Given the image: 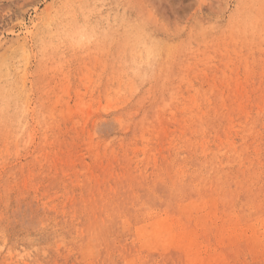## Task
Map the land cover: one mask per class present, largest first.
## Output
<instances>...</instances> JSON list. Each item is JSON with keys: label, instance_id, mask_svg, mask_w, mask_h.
Returning <instances> with one entry per match:
<instances>
[{"label": "rangeland", "instance_id": "rangeland-1", "mask_svg": "<svg viewBox=\"0 0 264 264\" xmlns=\"http://www.w3.org/2000/svg\"><path fill=\"white\" fill-rule=\"evenodd\" d=\"M263 64L264 0H0V264H264Z\"/></svg>", "mask_w": 264, "mask_h": 264}, {"label": "bare ground", "instance_id": "bare-ground-1", "mask_svg": "<svg viewBox=\"0 0 264 264\" xmlns=\"http://www.w3.org/2000/svg\"><path fill=\"white\" fill-rule=\"evenodd\" d=\"M148 51H149V50H148ZM148 51H147V52H148ZM139 53H140V52H139ZM141 53H142V52H141ZM142 54H144V53H142ZM146 55H147V54H146ZM139 56H140V55H139ZM143 56H144V55H143ZM148 56H149V53H148ZM262 58H263V57H262ZM138 60H139V59H138ZM143 60H145V58H144ZM260 60H261V58H260ZM262 61H263V60H262ZM260 62H261V61H260ZM262 63H263V62H262ZM141 64H144V63H141ZM145 64H146V62H145ZM147 64H149V61L147 62ZM263 65H264V64H263ZM137 66H138V65H137ZM143 66H144V65H143ZM143 66H142V67H143ZM150 66H151V65H150ZM151 67H152V66H151ZM149 68H150V67H149ZM144 69H145V68H144ZM262 69H263V68H262ZM140 70H141V69H140ZM262 71H263V70H262ZM262 83H263V82H262ZM240 85H241V84H240ZM259 86H260V85H259ZM245 87H246V86H245ZM236 88H237V87H236ZM253 88H254V86H253ZM258 88H259V87H258ZM223 89H224V88H223ZM238 89H239V87H238ZM259 89H260V88H259ZM256 90H257V89H255L254 91H256ZM261 90H262V89H261ZM262 92H263V91H262ZM227 93H228V92H227ZM263 93H264V92H263ZM231 95H232V94H231ZM263 95H264V94H263ZM263 95H262V96H263ZM225 96H227V95H225ZM237 96H238V95H237ZM233 97H234V96H233ZM256 97H257V96H256ZM161 98H162V97H161ZM162 99H163V98H162ZM162 99H161V100H162ZM210 99H211V98H210ZM214 99H215V98H214ZM216 99H217V97H216ZM223 99H225V98H223ZM223 99H222V100H223ZM234 99H235V98H234ZM240 99H241V98H240ZM251 99H252V98H251ZM255 99H256V98H255ZM260 99H261V98H260ZM165 100H166V99H165ZM204 100H205V98H204ZM257 100H258V97H257ZM162 101H163V100H162ZM223 101H224V100H223ZM225 101H226V100H225ZM231 101H232V100H231ZM242 101H244V100H242ZM242 101H241V102H242ZM258 101H259V100H258ZM168 102H169V101H168ZM168 102H164V103H166L165 105H168V104H167ZM210 103H211V102H210ZM216 103H217V102H216ZM222 103H223V102H222ZM161 104H162V103H161ZM170 104L172 105L173 103H170ZM211 104H213V103H211ZM239 104H241V103H239ZM239 104L237 103V105H239ZM256 104H259V103H256ZM256 104H255V105H256ZM157 105H158V104H157ZM163 105H164V104H163ZM199 105H200V104H199ZM223 105H224V103H223ZM246 105H247V104H246ZM255 105H254V106H255ZM161 106H162V105H161ZM239 106H240V105H239ZM242 106H243V105H242ZM251 106H253V105H250V108H251ZM154 107H155V106H154ZM170 107H171V106H170ZM176 107H177V106H176ZM200 107H201V106H200ZM204 107H205V106H204ZM215 107H216V106H215ZM232 107H233V106H232ZM260 107H261V106H260ZM159 108H161V107L159 106ZM193 108H194V107H193ZM213 108H214V107H213ZM237 108H238V106H237ZM239 108H240V107H239ZM155 109H158V107L155 108ZM166 109H167V108H165L164 110H166ZM186 109H187V107H186ZM225 109H226V108H225ZM234 109H235V108H234ZM234 109H233V111H234ZM240 109H241V108H240ZM247 109H248V108H246V110H247ZM151 110H152V109H151ZM189 110H191V109H189ZM193 110H194V109H193ZM216 110H217V109H216ZM223 110H224V108H223ZM155 111H156V110H155ZM159 111H160V110H159ZM206 111H207V110H206ZM209 111H210V110H209ZM241 111H243V110H241ZM241 111H240V112H241ZM244 111H245V110H244ZM244 111H243V112H244ZM248 111H249V110H248ZM263 111H264V110H263ZM171 112H172V111H171ZM194 112H196V111H194ZM198 112H199V111H198ZM229 112H231V111L229 110ZM234 112H236V111H234ZM237 112H238V111H237ZM243 112H242V113H243ZM250 112H251V111H250ZM152 113H153V112H152ZM156 113H158V112L156 111ZM232 113H233V112H232ZM252 113H254V112H252ZM258 113H259V111H258ZM161 114H162V113H161ZM218 114H219V113H218ZM228 114H229V113H228ZM234 114H237V113H234ZM234 114H233V115H234ZM151 115H152V114H151ZM154 115H155V113H154ZM154 115H153V117H155ZM240 115H241V113H240ZM240 115H239V116H240ZM244 115H245V114H244ZM247 115H248V113H247ZM157 116H158V114H157ZM160 116H161V115H160ZM175 116H176V115H175ZM228 116H229V115H228ZM231 116H232V115H231ZM254 116H256V115H254ZM254 116H253V117H254ZM150 117H151V116H150ZM153 117H152V118H153ZM171 117H173V116H171ZM185 117H186V116H185ZM197 117H198V116H197ZM200 117H201V115H200ZM219 117H220V116H218V119H220ZM251 117H252V116H251ZM145 118H147V117H145ZM145 118H144L143 120H145ZM148 118H149V117H148ZM186 118H187V117H186ZM221 118H222V117H221ZM237 118H238V117H237ZM154 119H155V118H154ZM174 119H175V118H174ZM187 119H188V118H187ZM199 119H200V118H199ZM209 119H211V118H209ZM231 119H232V117H231ZM233 119H235V118H233ZM245 119H246V118H245ZM261 119H263V118H261ZM141 120H142V119H141ZM176 120H177V119H176ZM228 120H230V118H229ZM148 121H150V120H148ZM177 121H178V123H180L179 120H177ZM214 121H215V120H214ZM138 122H139V121H138ZM174 122H175V121H174ZM229 122H230V124H231V121H229ZM229 122H227V126L229 125ZM250 122H251V120L249 121V123H250ZM256 122H258V121H256ZM141 123H142V122H141ZM145 123H146V122H145ZM183 123H184V121H183ZM188 123H190V122H188ZM143 124H144V123H143ZM146 124H148V123H146ZM203 124H204V123H203ZM250 124H251V123H250ZM250 124H249V126H250ZM255 124H256V123H255ZM140 125H141V124H140ZM148 125H149V124H148ZM179 125H181V124H179ZM199 125H200V123H199ZM231 125H232V124H231ZM235 125H236V124H235ZM256 125H257V124H256ZM157 126H158V125H157ZM186 126H187V125H186ZM188 126H190V125H188ZM195 126L198 127V130H199V126H198V125H195ZM200 126H201V125H200ZM219 126L221 127V125H219ZM233 126H234V125H233ZM247 126H248V125H247ZM139 127H140V126H139ZM139 127H136V128L139 129ZM141 127H142V126H141ZM141 127H140V128H141ZM150 127H151V126H150ZM174 127L176 128V127H177V124H176ZM201 127H202V126H201ZM131 128H133V127H131ZM134 128H135V127H134ZM144 128H146V127H143L142 129H144ZM156 128H157V127H156ZM161 128H163V127H161ZM251 128H253V126H252ZM138 129H137V130H138ZM153 129H154V128H153ZM163 129H164V128H163ZM165 129H167V128H165ZM172 129H173V128H172ZM183 129H184V128H183ZM195 129H196V128H195ZM223 129H224V127H223ZM139 130H140V129H139ZM148 130H149V129H148ZM151 130H152V127H151ZM151 130H150V131H151ZM159 130H160V129H159ZM159 130H158V131H159ZM203 130H204V128H203ZM217 130H218V129H217ZM235 130H236V129H235ZM140 131H143V132H144L145 130H140ZM155 131H156V129H155ZM181 131H182V130H181ZM194 131H197V130H194ZM237 131H238V130H237ZM240 131H241V130H240ZM134 132H135V131H134ZM153 132H154V131H153ZM174 132H175V130H174ZM186 132L188 133L187 130H186ZM259 132H260V131H259ZM163 133H164V131H163ZM165 133H166V131H165ZM195 133H196V132H195ZM215 133H216V132H215ZM224 133H225V132H224ZM157 134H158V133H157ZM178 134H179V133H178ZM199 134H200V133H199ZM220 134H221V133H220ZM222 134H223V133H222ZM235 134H236V133H235ZM174 135H175V134H174ZM174 135H173V136H174ZM191 135H193V134H191ZM214 135H215V134H214ZM245 135H246V134H245ZM253 135H254V134H253ZM253 135H252V137H253ZM163 136H164V135H163ZM215 136H216V135H215ZM215 136H214V137H215ZM218 136H219V135H218ZM255 136H256V135H255ZM261 136H262V135H261ZM157 137H158V136H157ZM159 137H160V140H162V139H161L162 136L160 135ZM180 137H181V136H180ZM188 137H189V136H188ZM250 137H251V136H250ZM163 138H164V137H163ZM260 138H261V137H260ZM149 139H150V138H149ZM176 139H177V138H176ZM187 139H188V138H187ZM228 139H229V138H228ZM237 139H238V138H237ZM261 139H262V138H261ZM167 140H168V139H167ZM177 140H178V139H177ZM204 140H205V139H204ZM208 140H209V139H208ZM198 141H199V140H198ZM202 141H203V140H202ZM245 141H246V140H245ZM158 142H159V139H158ZM158 142H157V143H158ZM160 142H162V141H160ZM163 142H164V141H163ZM175 142H176V141H175ZM206 142H207V141H206ZM234 142H235V141H234ZM149 143H150V142H149ZM165 143H166V142H165ZM183 143H184V142H183ZM217 143H218V141L216 142V144H217ZM239 143H240V142H239ZM152 144H155V143L153 142ZM158 144H159V143H158ZM175 144H176V143H175ZM188 144H189V142H188L186 145L188 146ZM218 144H219V143H218ZM173 145H174V144H173ZM180 145H181V144H180ZM210 145H211V144H210ZM240 145H241V144H240ZM256 145H257V144H256ZM159 146H161V145H159ZM206 146H207V145H206ZM223 146H224V145H223ZM237 146H238V145H237ZM145 147H146V146H145ZM156 147H157V145H156ZM214 147H215V146H214ZM240 147H242V146H240ZM152 148H153V147H152ZM162 148H163V145H162ZM164 148H165V146H164ZM178 148H179V146H178ZM185 148H186V150H187V147H186V146H185ZM205 148H206V147H205ZM155 149H156V148H155ZM188 149H189V148H188ZM190 149H191V148H190ZM220 149H221V148H220ZM220 149H219V150H220ZM172 150H173V149H172ZM178 150H179V149H178ZM196 150H197V149H196ZM225 150H226V149H225ZM134 151H135V150H134ZM161 151H162V152H165V151H163V150H161ZM189 151H190V150H189ZM189 151H188V152H189ZM244 151H245V150H244ZM247 151H248V150H247ZM132 152H133V151H132ZM137 152H138V150H137ZM137 152H136V153H137ZM147 152H149V151H147ZM172 152H173V151H172ZM179 152H180V150H179ZM182 152H183V151H182ZM185 152H186V151H185ZM194 152H195V151H194ZM213 152H214V151H213ZM248 152H249V151H248ZM252 152H253V151H252ZM138 153H139V152H138ZM140 153H141V152H140ZM190 153H191V152H190ZM250 153H251V152H250ZM260 153H261V152H260ZM124 154H125V153H124ZM142 154H143V153H142ZM147 154H148V153H147ZM186 154H187V153H186ZM209 154H210V153H209ZM245 154H246V153H245ZM125 155H126V154H125ZM134 155H135V153H134ZM144 155H145V154H144ZM187 155H188V154H187ZM191 155H192V153H191ZM108 156H109V154H108ZM207 156H208V155H207ZM211 156H213V155H211ZM218 156H219V155H218ZM231 156H232V155H231ZM90 157H91V156H90ZM98 157H99V156H98ZM106 157H107V156H106ZM110 157H111V156H110ZM113 157L115 158V156H113ZM145 157H146V156H145ZM145 157H144V158H145ZM187 157H188V156H187ZM245 157H246V156H245ZM262 157H263V156H262ZM121 158H122V157H121ZM121 158H120V159H121ZM167 158H168V157H167ZM204 158H205V157H204ZM209 158H210V156H209ZM211 158H212V157H211ZM243 158H244V157H243ZM108 159H109V158H108ZM108 159H107V161H109ZM118 159H119V157L117 158V160H118ZM222 159H224V158H222ZM231 159H232V158H231ZM244 159H246V158H244ZM251 159H252V158H251ZM260 159H261V158H260ZM113 160H114V159H113ZM122 160H123V159H122ZM135 160H136V159H135ZM140 160H141V159H140ZM164 160H165V159H164ZM164 160H163V162H164ZM208 160H209V159H208ZM228 160H229V159H228ZM191 161H193V159H191ZM194 161H195V159H194ZM202 161H203V160H202ZM210 161H211V160H210ZM244 161H245V160H244ZM116 162H117V161H116ZM133 162H134V160H133ZM245 162H246V161H245ZM245 162H244V163H245ZM107 163H108V162H107ZM120 163H121V161H120ZM160 163H162V162H160ZM164 163H165V162H164ZM196 163H197V162H196ZM209 163H210V162H209ZM124 164H127V163H124ZM130 164H131V163H130ZM186 164H187V162H186ZM235 164H236V163H235ZM235 164H234V165H235ZM253 164H254V163H253ZM261 164H262V163H261ZM104 165H105V164H104ZM104 165H103V166H104ZM110 165H111V164H110ZM114 165H115V164H114ZM119 165H120V164H119ZM236 165H237V164H236ZM105 166H106V165H105ZM125 166H126V165H125ZM213 166H214V165H213ZM231 166H233V165L231 164ZM252 166H253V165H252ZM107 167H109V166H107ZM130 167H131V165L129 166V168H130ZM138 167H139V165H138ZM168 167H169V166H168ZM259 167H260V166H259ZM102 168H103V167H102ZM104 168H105V167H104ZM114 168H115V167H114ZM123 168H124V167H123ZM131 168H132V167H131ZM131 168H130V169H131ZM144 168H145V167H144ZM148 168H149V167H148ZM148 168H147V169H148ZM212 168H213V167H211V169H212ZM214 168H215V167H214ZM220 168H221V167H220ZM232 168H233V167H232ZM115 169H116V168H115ZM119 169H120V167H119ZM141 169H142V168H141ZM221 169H222V168H221ZM221 169H220V172H223V171H221ZM246 169H247V168H246ZM106 170H107V169H106ZM131 170H132V169H131ZM166 170H168V169H166ZM169 170H170V169H169ZM184 170H185V169H184ZM207 170H208V168H207ZM216 170H217V169H216ZM103 171H104V170H103ZM103 171H102V174H103ZM110 171H111V170H110ZM134 171H135V170H134ZM238 171H239V170H238ZM250 171H251V170H250ZM253 171H254V170H253ZM97 172H99V171H97ZM100 172H101V171H100ZM126 172H127V170H126ZM128 172H130V171H128ZM136 172H137V171H136ZM210 172H211V171H210ZM213 172H215V171H213ZM228 172H229V171H228ZM228 172H227V173H228ZM245 172H246V171H245ZM245 172H244V173H245ZM113 173H114V172H113ZM122 173H123V172H122ZM131 173H132V172H131ZM142 173H143V172H142ZM142 173H141V174H142ZM159 173H160V172H159ZM169 173H170V172H169ZM207 173H208V172H207ZM207 173H206V174H207ZM238 173H239V172H238ZM238 173H237V175H238ZM240 173H241V172H240ZM242 173H243V172H242ZM253 173H254V172H253ZM99 174H100V173H99ZM99 174H98V175H99ZM102 174H101V175H102ZM107 174H109V172H108ZM107 174H106V177H107ZM153 174H155V173H153ZM183 174H184V173H183ZM249 174H250V173H249ZM101 175H100V177H101ZM135 175H136V174H135ZM222 175H223V174H222ZM228 175H231V176H232V174H228ZM240 175H241V174H240ZM260 175H261V174H260ZM121 176H122V175H120V177H121ZM131 176H132V175H131ZM148 176H149V175H148ZM161 176H164V174H162ZM190 176H191V174H190ZM213 176H215V175H213ZM226 176H227V175H226ZM231 176H230V177H231ZM244 176H245V178H244L243 180L246 179V176H247V175H244V174H243L242 176H240V177H244ZM262 176H263V175H262ZM97 177H98V176H97ZM104 177H105V176H104ZM128 177H129V175H128ZM132 177H133V176H132ZM138 177H139V176H138ZM169 177H171L170 174H169ZM178 177H179V176H178ZM187 177H188V176H187ZM191 177H192V176H191ZM204 177H205V176H204ZM227 177H228V176H227ZM237 177H238V176H237ZM252 177H253V176H252ZM260 177H261V176H260ZM129 178H130V177H129ZM136 178H137V177H136ZM136 178H135V179H136ZM164 178H165V176H164ZM209 178H210V177H209ZM220 178H221V177H220ZM228 178H229V177H228ZM76 179H77V178H76ZM118 179H119V177H118ZM121 179H122V177H121ZM123 179H124V177H123ZM123 179H122V180H123ZM139 179H140V178H139ZM167 179H168V178H167ZM170 179H172V178H170ZM193 179H194V177H193ZM193 179H192V181H193ZM249 179H250V178H249ZM251 179H252V178H251ZM91 180H92V179H91ZM94 180H95V175H94ZM115 180H116V179H115ZM115 180L113 181V183H116V185L118 186V184H117V182H115ZM130 180H131V179H130ZM136 180H137V179H136ZM182 180H183V179H182ZM202 180H204L203 177H202ZM212 180H213V179H212ZM222 180H223V178H222ZM84 181H85V179H84ZM98 181H99V178H98ZM102 181H103V179H102ZM105 181H106V180H105ZM107 181H108V180H107ZM118 181H119V180H118ZM126 181H127V180H126ZM137 181H138V180H137ZM150 181H151V180H150ZM153 181L155 182V181H157V179H156V180H153ZM171 181H172V180H171ZM207 181H208V180H207ZM223 181H224V180H223ZM82 182H83V181H82ZM86 182H87V181H86ZM96 182H97V181H96ZM99 182H100V181H99ZM119 182H120V181H119ZM124 182H125V179H124ZM131 182H132V181H131ZM157 182H158V181H157ZM172 182H173V181H172ZM182 182H184V181H182ZM199 182H200V181H199ZM210 182H211V180H210ZM239 182H240V181H239ZM261 182H262V181H261ZM100 183H101V182H100ZM133 183H134V182H133ZM142 183H143V182H142ZM150 183H151V182H150ZM167 183H168V182H167ZM176 183H177V182H176ZM176 183H175V184H176ZM192 183H193V182H192ZM200 183H201V182H200ZM103 184H104V183H102V185H103ZM123 184H124V183H123ZM140 184H141V182H140ZM140 184H139V185H140ZM148 184H149V183H148ZM170 184H171V183H170ZM172 184H173V183H172ZM178 184H179V183H178ZM198 184H199V183H198ZM205 184H206V183H205ZM212 184H214V183H212ZM217 184H218V183H217ZM239 184H240V183H239ZM255 184H256V183H255ZM83 185H84V184H83ZM99 185H101V184H99ZM128 185H129V184H128ZM128 185H127V186H128ZM130 185H133V184L130 183ZM130 185H129V186H130ZM135 185H136V183H135ZM143 185H146V184H143ZM149 185H151V184H149ZM207 185H208V182H207ZM218 185L220 186L221 184H218ZM218 185L215 184V186H218ZM222 185H223V184H222ZM224 185H225V184H224ZM224 185H223V186H224ZM230 185H231V184H230ZM241 185H242V184H241ZM256 185H257V184H256ZM117 186H116V187H117ZM120 186H121V185H120ZM120 186H119V187H120ZM152 186H153V185H152ZM156 186H158V185L156 184ZM169 186H171V185H168V187H169ZM174 186H175V185H174ZM174 186H173V187H174ZM179 186H181V185L179 184ZM179 186H178V188H179ZM183 186H184V184H183ZM225 186H226V185H225ZM233 186H235V185H233ZM242 186H243V185H242ZM86 187H87V186H86ZM92 187H94V186H91L90 189H93ZM97 187H98V186H97ZM100 187H101V186H100ZM131 187H132V186H131ZM133 187H134V185H133ZM136 187H138V186L136 185ZM140 187H141V185H140ZM140 187H139V189H140ZM144 187H145V186H144ZM144 187H143V188H144ZM147 187H148V186H147ZM165 187H166V186H165ZM173 187H172V189H173ZM197 187H198V186H197ZM98 188H99V187H98ZM101 188H102V187H101ZM105 188H108L107 184H106V187H105ZM114 188H115V187H114ZM117 188H118V187H117ZM120 188H122V186H121ZM125 188H126V187H125ZM158 188L160 189V187H158ZM166 188H167V187H166ZM169 188H170V187H169ZM169 188H167V189H169ZM178 188L176 187V190H177ZM181 188H182V187H181ZM199 188H200V185H199ZM199 188H198V189H199ZM217 188H218V187H217ZM236 188H237V187H236ZM102 189H103V188H102ZM102 189H100V190H102ZM127 189H128V188H127ZM127 189H126V191L129 190V189H128V190H127ZM135 189H136V188H135ZM137 189H138V188H137ZM144 189H145V188H144ZM146 189H147V188H146ZM146 189H145V190H146ZM151 189H152V188H151ZM167 189H166V190H167ZM200 189H201V188H200ZM211 189H212V188H211ZM215 189H216V188H215ZM218 189H219V188H218ZM218 189H217V190H218ZM251 189H252V188H251ZM94 190H95V189H94ZM94 190H93V192H94ZM141 190H143V189H141ZM163 190H165V189H163ZM174 190H175V189H174ZM176 190H175V191H176ZM191 190H192V189H191ZM247 190H248V189H247ZM91 191H92V190H90V192H91ZM118 191H119V190H118ZM126 191H125V192H126ZM147 191H149V190H146V191H145V194H146ZM154 191H155V188H154ZM160 191H162V190H160ZM168 191H169V190H168ZM180 191H181V189H180ZM182 191H183V190H182ZM207 191H208V190H207ZM243 191H245V190H243ZM84 192H85V191H84ZM103 192H105V190H104ZM129 192H130V191H129ZM129 192H128V193H129ZM142 192H144V191H142ZM158 192H159V191H158ZM183 192H184V191H183ZM183 192H180V193L183 194ZM189 192H190V191H189ZM191 192H192V191H191ZM199 192H200V191H199ZM201 192H202V191H201ZM240 192H241V191H240ZM240 192H239V194H241ZM254 192H255V191H254ZM88 193H89V192H88ZM97 193H98V192H97ZM99 193H100V192H99ZM105 193H106V192H105ZM110 193H111V191H110ZM161 193H162V192H161ZM170 193H171V192H170ZM174 193H175V192H174ZM174 193H172V194H174ZM177 193H178V192H177ZM180 193H179V194H180ZM207 193H208V192H207ZM243 193H244V192H243ZM247 193H248V192H247ZM94 194H96V193H93V195H94ZM106 194H107V193H106ZM121 194L123 195L124 192L121 193ZM121 194H120V197H121ZM130 194H131V193H129V196H130ZM140 194H141V193H140ZM140 194H139V195H140ZM147 194H148V193H147ZM147 194H146V195H147ZM154 194H156V193H154ZM193 194H194V192H193ZM204 194H205V193H204ZM237 194H238V193H237ZM251 194H252V193H251ZM113 195H115V194H113ZM117 195H118V194H117ZM125 195H126V194H125ZM146 195H145V196H146ZM152 195H153V194H152ZM166 195H168V194H166ZM174 195L176 196V193H175ZM177 195H178V194H177ZM195 195H196V194H195ZM207 195H208V194H207ZM225 195H226V194H225ZM254 195H255V194H254ZM79 196H80V195H79ZM81 196H82V195H81ZM88 196H89V195H88ZM110 196H111V195H110ZM141 196H142V194H141ZM149 196H150V195H148V197H149ZM175 196H174V197H175ZM181 196H182V195H181ZM188 196H189V195H188ZM209 196L211 197V195H209ZM209 196H208V197H209ZM214 196H215V194H214ZM231 196H232V195H231ZM239 196H240V195H239ZM244 196H246V195H244ZM247 196H248V195H247ZM252 196H253V194H252ZM85 197H87V196H85ZM90 197H91V196H90ZM94 197H95V196H94ZM103 197H105V195H104ZM115 197H116V196H115ZM124 197H126V196H123V198H124ZM127 197H128V195H127ZM143 197H144V196H143ZM150 197H152V196H150ZM150 197H149V199H151ZM172 197H173V195H172ZM193 197H194V195H193ZM212 197H213V196H212ZM226 197H227V196H226ZM83 198H84V197H83ZM131 198H132V196H131ZM144 198H145V197H144ZM252 198H253V197H252ZM94 199H95V198H94ZM98 199H99V198H98ZM101 199H102V197H101ZM104 199H105V198H104ZM104 199H102V200H104ZM159 199H160V198H159ZM161 199H162V198H161ZM170 199H171V198H170ZM173 199H174V198H173ZM188 199H189V198H188ZM220 199H221V196H220ZM241 199H242V198H241ZM248 199H249V197H248ZM253 199H254V198H253ZM256 199H257V197H256ZM84 200H85V199H84ZM84 200H83V201H84ZM91 200H92V202H93V199H91ZM119 200H120V202L123 201V199H119ZM130 200H132V199H130ZM147 200H148V198H147ZM147 200H146V201H147ZM194 200H195V199H194ZM200 200H201V199H200ZM200 200H199V201H200ZM202 200H203L204 202L206 201V199L204 200V198H203ZM243 200H244V199H243ZM249 200H250V199H249ZM76 201H77V199H76ZM76 201H75V202H76ZM80 201H81V199H80ZM88 201H89V200H88ZM95 201H96V200H95ZM128 201H129V198H128ZM133 201H135V200H133ZM133 201H132V202H133ZM146 201H145V202H146ZM151 201H152V200H151ZM164 201H165V200H164ZM186 201H188V200H186ZM235 201H236V199H235ZM239 201H240V200H239ZM250 201H251V200H250ZM252 201H253V200H252ZM254 201H255V200H254ZM254 201H253V202H254ZM261 201H262V200H261ZM86 202H87V201H85V203H86ZM111 202H113L112 199H110V202H109V203H111ZM130 202H131V201H130ZM130 202H129V204H130ZM143 202H144V201H143ZM145 202H144V204H145ZM147 202H148V201H147ZM160 202H161V201H160ZM166 202H167V201H166ZM171 202H172V201H170V203H171ZM197 202H198V201H197ZM197 202L195 201V203H194V204H195V205H194V208L197 207V205H196ZM236 202H238V201H236ZM240 202H241V201H240ZM81 203H82V201H81ZM89 203H90V202H89ZM104 203H105V202H104ZM107 203H108V201H107ZM107 203H105V204H107ZM161 203H163V202H161ZM161 203L158 202L159 205H161ZM177 203H178V202H177ZM198 203H199V202H198ZM205 203H206V202H205ZM242 203H244V202H242ZM248 203H249V202H248ZM250 203H252V202H250ZM65 204H66V203H65ZM77 204H78V203H77ZM77 204H76V206H77ZM93 204H94V203H93ZM100 204H101V203H100ZM102 204H103V203H102ZM105 204H104V205H105ZM116 204H117V203H116ZM116 204H115V206H117ZM124 204H126V203H124ZM134 204H135V203H134ZM140 204H141V203H140ZM142 204H143V203H142ZM144 204H143V206H144ZM147 204H149V203H147ZM150 204H151V203H150ZM166 204H167V203H166ZM181 204H182V203H181ZM181 204H180V205H181ZM240 204H241V203H240ZM47 205H48V204H47ZM72 205H73V204H72ZM97 205H98V204H97ZM108 205H109V204H108ZM111 205L113 206V204H111ZM118 205H119V204H118ZM126 205H127V204H126ZM130 205H131V204H130ZM162 205H163V204H162ZM167 205H169V204H167ZM203 205H204V204H203ZM203 205H201V206H203ZM244 205L246 206V205H248V204H244ZM251 205H252V204H251ZM261 205H263V204H261ZM78 206H79V205H78ZM86 206H87V205H86ZM89 206H90V205H89ZM92 206H93V205H92ZM101 206H102V205H101ZM105 206H106L107 208H110V207H108L107 205H105ZM105 206H104V208H105ZM109 206H110V205H109ZM192 206H193V205H192ZM235 206H236V205H235ZM51 207H53V206H51ZM79 207H80V206H79ZM82 207H83V206H82ZM82 207H80V208H82ZM119 207H121V206H119ZM119 207H118V208H119ZM123 207H124V205H123ZM136 207L138 208V205L135 206V208H136ZM146 207H147V205H146ZM159 207H161V206H159ZM159 207H158V208H159ZM168 207H169V206H168ZM168 207H167V208H168ZM249 207H250V206H249ZM80 208H78V209L80 210ZM89 208H91V207H89ZM95 208H97V207L95 206ZM101 208H102V207H101ZM112 208H113V207H112ZM114 208H115V207H114ZM133 208H134V207H133ZM150 208H151V207H150ZM170 208H171V207H170ZM191 208H192V207H191ZM200 208H201V207H200ZM202 208H203V207H202ZM218 208H220V207H218ZM237 208H238V207H237ZM255 208H257V207H255ZM110 209H111V208H110ZM123 209H124V208H123ZM151 209H152V208H151ZM151 209H150V210H151ZM153 209H154V208H153ZM159 209H160V208H159ZM189 209H190V208H189ZM249 209H250V208H249ZM262 209H263V207H262ZM79 210H78V211H79ZM82 210H83V208H82ZM84 210H86V208H84ZM91 210L93 211V209H91ZM91 210H90V211H91ZM113 210H115V209H113ZM117 210H118V209H117ZM144 210H145V209H144ZM157 210H158V209H157ZM161 210H162V209H161ZM161 210H160V211H161ZM177 210H178V209H177ZM194 210H195V209H194ZM224 210H225V209H224ZM224 210H223V211H224ZM253 210H254V209H253ZM76 211H77V210H76ZM92 211H91V212H92ZM96 211H97V209H96ZM107 211H108V210H107ZM111 211H112V210H110V212H111ZM115 211H116V210H115ZM118 211H119V210H118ZM197 211H198V210H197ZM202 211H203V209H202ZM249 211H250V210H249ZM258 211H259V209H258ZM69 212H70V211H69ZM79 212H80V211H79ZM83 212H85V211H83ZM88 212H89V211H88ZM91 212H90V213H91ZM100 212H101V209H100ZM104 212H105V211H104ZM112 212H114V211H112ZM116 212H117V211H116ZM122 212H123V211H122ZM122 212H121V213H122ZM124 212H125V210H124ZM139 212H141V211H139ZM151 212H152V211H151ZM193 212H194V211H193ZM233 212H234V211H233ZM64 213H65V212H64ZM92 213H93V212H92ZM94 213H95V212H94ZM105 213H106V212H105ZM108 213H109V212H108ZM117 213H119V212H117ZM134 213H135V212H134ZM137 213H138V212H137ZM153 213H154V212H153ZM156 213H157V212H156ZM161 213H162V212H161ZM187 213H188V212H187ZM189 213H190V212H189ZM189 213H188V214H189ZM191 213H192V212H191ZM204 213H205V212H204ZM216 213H217V212H216ZM245 213H247V211H246ZM249 213H250V212H249ZM253 213H254V212H253ZM257 213H258V212H257ZM47 214H48V213H47ZM82 214H83V213H82ZM85 214H87V213H85ZM85 214H84V215H85ZM113 214H115V213H113ZM129 214H130V213H129ZM141 214H142V213H140V215H141ZM179 214H180V213H179ZM188 214H187V215H188ZM205 214H206V213H205ZM218 214H219V213H218ZM218 214H217V215H218ZM234 214H235V212H234ZM241 214H242V213H241ZM255 214H256V212H255ZM76 215H77V214H76ZM104 215H105V214H104ZM108 215L110 216V214H108ZM115 215H116V214H115ZM119 215H120V214H119ZM130 215H131V214H130ZM138 215H139V213H138ZM145 215H146V214H145ZM170 215H171V214H170ZM183 215H184V214H183ZM189 215H190V214H189ZM192 215H193V214H192ZM224 215H225V214H222V216H224ZM235 215H236V214H235ZM243 215H245V214H243ZM243 215H242V216H243ZM102 216H103V215H102ZM105 216H106V215H105ZM117 216H118V214H117ZM133 216H134V214H133ZM154 216H155V215H154ZM180 216H181V215H180ZM230 216H231V212H230ZM236 216H239V214L236 215ZM240 216H241V215H240ZM240 216H239V217H240ZM252 216H253V214H252ZM36 217H37V215H36ZM36 217H35V218H36ZM67 217H68V216H67ZM118 217H119V216H118ZM140 217H141V216H140ZM208 217H209V216H208ZM255 217H256V216H255ZM86 218H87V217H86ZM109 218H110V217H109ZM123 218H124V217H123ZM152 218H153V217H152ZM189 218H190V217H189ZM233 218H234V217H233ZM248 218H249V217H248ZM39 219H40V218H39ZM84 219H85V217H84ZM87 219H88V218H87ZM91 219H92V218H91ZM91 219H90V222H91ZM125 219H126V217H125ZM135 219H136V218H135ZM183 219H185V218L183 217ZM239 219H240V218H239ZM244 219H245V218H244ZM250 219H251V218H250ZM250 219H249V220H250ZM253 219H254V218H253ZM37 220H38V219H37ZM46 220H47V219H46ZM129 220H130V218H129ZM141 220H142V219H141ZM144 220H145V218H144ZM146 220H147V219H146ZM195 220H196V219H195ZM216 220H217V219H216ZM230 220H231V219H230ZM235 220H236V219H235ZM242 220H243V219H242ZM49 221H50V220H49ZM88 221H89V220H88ZM123 221H124V219H123ZM123 221L121 220V222H123ZM139 221H140V220H139ZM185 221H186V220H185ZM206 221H207V220H206ZM208 221H209V220H208ZM219 221H220V220H219ZM225 221H226V219H225ZM225 221H224V222H225ZM245 221H248V220H245ZM254 221H255V220H254ZM261 221H262V220H261ZM261 221H260V222H261ZM44 222H45V221H44ZM82 222H83V220H82ZM142 222H143V221H142ZM209 222H210V221H209ZM232 222H233V221H232ZM240 222H241V221H240ZM243 222H244V220H243ZM263 222H264V221H263ZM263 222H262L261 224H263ZM40 223H41V222H40ZM42 223H43V222H42ZM86 223H87V222H86ZM86 223H85L84 225H86ZM103 223H104V222H103ZM106 223H107V222H106ZM126 223H127V222H126ZM126 223H125V225H126ZM130 223H131V222H130ZM252 223H253V222H252ZM255 223H256V222H255ZM258 223H259V222H258ZM74 224H75V223H74ZM82 224H83V223H82ZM96 224H97V223H95V225H96ZM128 224H129V222H128ZM131 224H132V223H131ZM206 224H207V223H206ZM216 224H217V223H216ZM218 224H219V223H218ZM221 224H222V223H221ZM56 225H57V224H56ZM78 225H79V224H78ZM89 225H90V224H89ZM129 225H130V224H129ZM132 225H133V224H132ZM219 225H220V224H219ZM255 225H256V224H255ZM258 225H259V224H258ZM36 226H37V225H36ZM72 226H73V225H72ZM93 226H94V225H93ZM178 226H179V225H178ZM183 226H184V225H183ZM185 226H186V225H185ZM188 226H189V225H188ZM220 226H222V225H220ZM239 226H240V225H239ZM242 226H243V225H242ZM242 226H241V227H242ZM252 226H254V224L251 225V229H253ZM98 227H99V226H98ZM190 227H191V226H190ZM208 227H209V226H208ZM208 227H207V228H208ZM230 227H231V226H230ZM257 227H258V226H257ZM35 228H36V227H35ZM35 228H34V229H35ZM37 228H38V227H37ZM173 228H174L173 224H170V225H169V224H168V225H167V224H158V225H156L155 227H153V229H152L150 232H146V231L143 232V233H142V236H143V238H144V240H145V242H146L147 244H148V242H150V243L155 242V241H153V240L158 239L159 237H161V235H164V234L167 235V238H168V239H175V237L177 238V237L179 236V234H180L181 231H179V232H176L175 230L171 231ZM188 228H189V227H188ZM202 228H203V227H202ZM225 228H226V227H225ZM225 228H224V229H225ZM235 228H236V227H235ZM235 228H233V229H235ZM254 228L256 229L255 226H254ZM82 229H84V228H82ZM85 229H86V228H85ZM113 229H114V228H113ZM170 229H171V230H170ZM176 229H177V228H176ZM205 229H206V228H205ZM40 230H41V228H40ZM56 230H57V229H56ZM90 230H91V229H90ZM95 230H98V229H95ZM95 230H93L92 232L95 233V232H94ZM169 230H170V231H169ZM202 230H203V229H201L200 231H202ZM219 230H220V229H219ZM132 231H133V230H132ZM165 231H166V232H165ZM205 231H206V230H205ZM214 231H215V230H214ZM224 231H225V230H224ZM239 231H241V229H240ZM239 231H238V232H239ZM252 231H253V230H252ZM262 231L264 232V230H262ZM51 232H53V231H51ZM60 232H61V231H60ZM63 232H64V231H63ZM49 233H50V232H49ZM49 233H48V234H49ZM90 233H91V232H90ZM178 233H179V234H178ZM203 233H205V232H203ZM235 233H236V232H235ZM248 233H249V232H248ZM66 234H67V233H66ZM85 234H86V233H85ZM181 234H182V233H181ZM206 234H207V233H206ZM212 234H213V232H212ZM212 234H211V235H212ZM241 234H243L242 231H241ZM110 235H112V234H110ZM130 235H132V234H130ZM263 235H264V234H263ZM55 236H56V235H55ZM63 236H64V235H63ZM67 236H69V235H67ZM76 236H77V235H76ZM82 236H83V234H82ZM86 236H87V234H86ZM89 236H90V235H89ZM127 236H128V235H127ZM202 236H203V235H202ZM212 236H213V235H212ZM229 236H230V235H229ZM242 236H243V235H242ZM258 236H259V235H258ZM51 237H52V236H51ZM74 237H75V236H74ZM83 237H84V239H85V236H83ZM83 237H82V238H83ZM109 237H110V236H109ZM199 237H200V236H199ZM213 237H214V236H213ZM213 237H212V239H213ZM224 237H225V235H224ZM66 238H67V237H66ZM90 238H91V237H89V239H90ZM179 238H180V237H179ZM179 238H177V239H179ZM197 238H198V237H197ZM207 238H208V237H207ZM215 238H216V236H215ZM215 238H214V239H215ZM239 238H240V235H239ZM80 239H81V238H80ZM106 239H107V238H106ZM198 239H199V238H198ZM205 239H206V238H205ZM210 239H211V238H210ZM212 239H211V240H212ZM260 239H261V238H260ZM260 239H259V242H260ZM263 239H264V238H263ZM81 240H82V239H81ZM81 240H80V241H81ZM97 240H98V239H97ZM99 240H100V239H99ZM101 240H102V238H101ZM117 240H118V239H117ZM131 240H133V239H131ZM200 240H202V238H201ZM208 240H209V239H208ZM248 240H251V239L248 237ZM252 240H253V239H252ZM252 240H251V241H252ZM261 240H262V239H261ZM69 241H70V240H69ZM69 241H68V242H69ZM77 241H78V240H77ZM85 241H86V240H85ZM88 241H89V240H88ZM118 241H119V240H118ZM139 241H140V240H139ZM206 241H207V240H206ZM206 241H205V242H206ZM215 241H216V240H215ZM239 241H240V240H239ZM262 241H263V240H262ZM65 242H66V241H65ZM70 242H71V241H70ZM81 242H82V241H81ZM96 242H97V241H96ZM101 242H102V241H101ZM115 242H116V241H115ZM128 242H129V241H128ZM216 242H217V241H216ZM235 242H236V241H234L233 243H235ZM92 243H93V242H92ZM92 243H91V246H92ZM129 243H130V242H129ZM137 243H138V242H137ZM206 243H207V242H206ZM219 243H220V242H219ZM246 243H247V242H246ZM248 243H250V242H248ZM252 243H253V242H252ZM85 244H86V242H85ZM102 244H103V243H102ZM105 244H106V242H105ZM123 244H124V242H123ZM134 244H135V242H134ZM152 244H153V243H152ZM189 244L191 245V243H189ZM207 244H208V243H207ZM207 244H206V245H207ZM212 244H213V243H212ZM74 245H75V244H74ZM74 245H73V249L75 248ZM98 245H99V243H98ZM100 245H101V243H100ZM103 245H104V244H103ZM114 245H115V244H114ZM128 245H129V244H128ZM209 245H210V244H209ZM248 245H249V244H248ZM252 245H253V244H252ZM105 246H106V245H105ZM136 246H137V245H136ZM207 246H208V245H207ZM77 247H78V246H77ZM80 247H81V246H80ZM83 247H84V245H83ZM214 247H215V246H213V249H212V250H214ZM95 248H96V247H95ZM120 248H121V247H120ZM128 248H129V247H128ZM208 248H209V246H208ZM215 248H216V247H215ZM233 248H234V247H233ZM256 248H257V247H256ZM258 248L260 249V247H258ZM70 249H71V248H70ZM92 249H93V248H92ZM103 249H104V248H103ZM107 249H108V248H107ZM122 249H123V248H122ZM223 249H224V248H223ZM225 249H226V248H225ZM51 250H52V249H51ZM105 250H106V249H105ZM120 250H121V249H120ZM128 250H130V249H128ZM132 250H133V251H136V250H134V247H133ZM209 250H210V248H209ZM209 250H207V251H209ZM216 250H217V249H216ZM249 250H250V249H249ZM255 250H256V249H255ZM255 250L253 249V252H254ZM78 251H79V250H78ZM80 251H81V250H80ZM97 251H98V250H97ZM99 251H100V248H99ZM109 251H110V250H109ZM117 251H118V250H117ZM122 251H124V250H122ZM143 251H144V250H143ZM169 251H170V250H169ZM193 251H194V250H193ZM201 251H202V250H201ZM207 251H206V252H207ZM225 251H226V250H225ZM119 252H120V251H119ZM124 252H125V251H124ZM128 252H129V251H128ZM128 252H127V253H128ZM148 252H149V251H148ZM202 252H203V251H202ZM228 252H229V251H227V253H228ZM256 252H257V250H256ZM260 252H261V251H260ZM61 253H62V251H61ZM77 253H79V252H77ZM91 253H92V252H91ZM104 253H105V252H104ZM112 253H113V251H112ZM120 253H121V252H120ZM131 253H132V252H131ZM135 253H136V252H135ZM144 253H145V252H144ZM211 253H212V252H211ZM211 253H210V254H211ZM223 253H224V252H223ZM225 253H226V252H225ZM225 253H224V255H225ZM229 253H231V252H229ZM257 253H259V250H258ZM64 254H65V253H64ZM79 254H80V253H79ZM81 254H82V253H81ZM81 254H80V256H81ZM109 254H110V253H109ZM133 254H134V252H133ZM133 254H132V255H133ZM191 254H192V253H191ZM250 254H251V253H250ZM67 255H68V254H67ZM105 255H107V254L105 253ZM112 255H113V254H112ZM127 255H128V254H127ZM137 255H139V254H137ZM157 255H158V254H157ZM205 255H206V254H205ZM207 255H208V254H207ZM229 255H230V254H229ZM232 255H233V254H232ZM246 255H247V254H246ZM254 255H255V254H254ZM49 256H50V255H49ZM69 256H71V254H69ZM78 256H79V255H78ZM101 256H102V255H101ZM123 256H124V253H123ZM125 256H126V255H125ZM125 256H124V257H125ZM179 256H180V255H179ZM260 256H261V254L259 255V257H260ZM262 256L264 257V255H262ZM95 257H97V256H95ZM103 257H104V256H103ZM118 257H119V256H118ZM158 257H159V256H158ZM181 257H182V256H181ZM232 257H233V256H232ZM253 257L256 258V256H253ZM263 257H262V258H263ZM67 258H68V257H67ZM105 258H106V257H105ZM138 258H139V256H138ZM138 258H137V259H138ZM165 258H166V257H165ZM168 258H169V257H168ZM228 258H229V257H228ZM68 259L70 260V258H68ZM99 259H100V258H99ZM122 259H123V258H122ZM124 259H125V258H124ZM126 259H127V258H126ZM230 259H231V257H230ZM253 259H254V258H253ZM257 259H258V258H257ZM52 260H53V259H52ZM66 260H67V259H66ZM79 260H80V259H79ZM79 260H78V261H79ZM104 260H105V259H104ZM108 260H109V259H108ZM116 260H117V258H116ZM140 260H141V259H140ZM155 260H156V259H155ZM155 260H153V261H155ZM164 260H165V259H164ZM232 260H233V258H232ZM232 260H231V261H232ZM263 260H264V258H263ZM61 261H62V260H61ZM72 261H74V259H73ZM150 261H151V260H150ZM170 261H171V260H170ZM172 261H173V260H172ZM74 262H75V261H74ZM97 262H98V261H97ZM102 262H103V261H102ZM105 262H106V261H105ZM124 262H125V261H124ZM221 262H222V261H221ZM53 263H54V262H53ZM85 263H86V262H85ZM99 263H100V262H99ZM110 263H111V262H110ZM110 263H109V264H110ZM182 263H183V262H182ZM74 264H75V263H74ZM158 264H159V263H158ZM164 264H165V263H164ZM175 264H176V263H175ZM179 264H180V263H179ZM190 264H209V262H208L207 260L203 259V258H199V257H198V258H192Z\"/></svg>", "mask_w": 264, "mask_h": 264}]
</instances>
